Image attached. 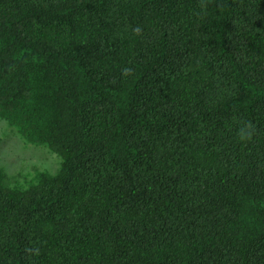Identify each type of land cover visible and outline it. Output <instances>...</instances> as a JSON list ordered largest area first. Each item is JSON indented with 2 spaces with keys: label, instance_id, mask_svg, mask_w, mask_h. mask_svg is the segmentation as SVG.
Here are the masks:
<instances>
[{
  "label": "trees",
  "instance_id": "obj_1",
  "mask_svg": "<svg viewBox=\"0 0 264 264\" xmlns=\"http://www.w3.org/2000/svg\"><path fill=\"white\" fill-rule=\"evenodd\" d=\"M0 120V264H264V0H0Z\"/></svg>",
  "mask_w": 264,
  "mask_h": 264
},
{
  "label": "rangeland",
  "instance_id": "obj_2",
  "mask_svg": "<svg viewBox=\"0 0 264 264\" xmlns=\"http://www.w3.org/2000/svg\"><path fill=\"white\" fill-rule=\"evenodd\" d=\"M0 166L8 172L30 171L38 167L55 172L60 157L47 149L24 143L18 133L0 120Z\"/></svg>",
  "mask_w": 264,
  "mask_h": 264
}]
</instances>
